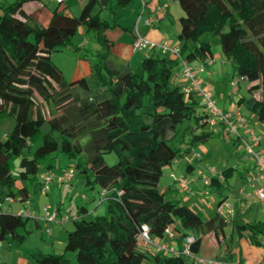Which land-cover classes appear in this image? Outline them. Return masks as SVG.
<instances>
[{
	"label": "trees",
	"instance_id": "16d2710c",
	"mask_svg": "<svg viewBox=\"0 0 264 264\" xmlns=\"http://www.w3.org/2000/svg\"><path fill=\"white\" fill-rule=\"evenodd\" d=\"M31 1L41 0H16L0 7V120H15L14 129L0 140V200L30 199L29 188L36 185L42 169L56 170L58 156L65 154L75 161L70 166L86 185L109 191V214L92 217L86 206L79 207L80 218L68 231L64 252L31 253L29 259L36 264H70L67 253L74 252L79 264H186L183 258L145 251L138 239L144 224L158 239L165 237L168 227L180 224L199 235L193 245L198 254L203 236L213 233L220 239L228 227L219 214L205 220L160 191L166 167L215 137L206 131L204 110L197 115L201 101L187 98L173 81L180 60L150 55L143 59L140 73L110 64L107 34L116 24L101 14L113 3L123 9L134 0H88L79 17L60 9V4L46 27L23 12ZM178 1L185 13L179 35L184 59L191 64L208 62L212 47L204 36L218 39L236 76L248 78L251 94L261 92V98H242L239 106L264 123V0ZM81 29L105 50L93 67L100 80L98 90L87 78L68 83L53 62V55L63 48L78 54L86 50L74 43ZM45 106L51 107L50 117ZM84 137L89 138L85 147L79 142ZM179 137L185 146H172ZM84 152L86 162L80 159ZM109 153L118 156L117 164H107L104 156ZM235 172L231 167L222 174L229 181ZM211 186L220 191L224 183L214 178ZM28 222L29 218L3 211L0 240L24 242L31 232L19 230ZM231 235L262 247L264 221L243 223L236 213Z\"/></svg>",
	"mask_w": 264,
	"mask_h": 264
},
{
	"label": "rangeland",
	"instance_id": "374dc122",
	"mask_svg": "<svg viewBox=\"0 0 264 264\" xmlns=\"http://www.w3.org/2000/svg\"><path fill=\"white\" fill-rule=\"evenodd\" d=\"M102 17L105 19V13L102 14ZM82 30V29H81ZM82 38L79 35L74 39V43L76 45L80 44V40ZM87 39L91 42V46H94L95 38L93 36H87ZM204 39L211 43L212 47V60L215 62L214 69L213 67H209L208 74L212 75L211 80L214 81V77L221 78L223 84H225L226 79L232 77L236 73V69L233 66V63L223 54L222 46L218 39L211 36H204ZM78 42V43H77ZM79 46V45H78ZM55 61L54 64H60L64 68L66 75H64L65 80L70 83L74 80H79L81 78H75V75H71V70L75 67L76 62L79 59V54L71 49L63 48L60 51L55 53ZM58 62V63H57ZM193 65V64H192ZM71 66V67H70ZM194 66V65H193ZM181 69V66L178 65L175 69L173 81L176 83L179 82L176 73ZM140 73L141 70L138 67L136 69ZM87 78V77H86ZM89 84L95 90H98V86L100 83L99 77L97 75H90L87 78ZM216 86H219L216 84ZM204 87V86H203ZM211 87L214 88V83L211 84ZM217 89V87H216ZM215 89V90H216ZM218 90V89H217ZM80 94V93H78ZM81 95V94H80ZM253 95H256L257 98H261V92H257ZM221 105V104H220ZM244 114L250 120L251 124L256 128L257 133L261 138L262 132H264V123L259 122L255 116L251 115L244 107H242ZM45 111L47 115L50 117L51 115V107L45 106ZM56 111V110H55ZM203 113V105H199L197 107V115H201ZM261 123V125H260ZM15 127V120L11 117H7L5 119L0 120V140H3L8 133H10ZM218 128V127H217ZM215 130V128H214ZM219 132V131H217ZM214 132L217 137L212 138L206 144H199L197 148L193 150V152L185 157L180 158L175 161L173 166L167 171H165L166 177L161 180L160 191L162 193H166L169 190V186L172 188L179 189V191L171 192L167 198L168 200L181 201L182 204L191 206L196 211L209 210L208 213L215 216L218 214V205L223 200L222 194L229 193L230 196L227 198L236 200L239 196V191L242 186V179L240 177V172H244L245 169H251V161L249 160V155L245 150V145L240 143L241 145H235L233 142H237L236 137L232 136L228 132L226 133L229 139L223 140L219 138V133ZM226 137V136H225ZM89 138L84 137L79 142L85 147L88 143ZM172 146L174 147H183L185 146L183 139L181 137L177 138L172 142ZM197 154L201 156L197 157ZM105 160L108 165L113 166L118 162V156L115 153L106 154ZM82 162H86L87 157L85 152L80 156ZM77 162V161H76ZM71 164H75V161H71L68 156L65 154H60L57 159V169L58 170H66L69 169ZM189 164H193L197 166L196 172L199 167L204 169L207 176L211 177V172L208 171L209 168H213L218 173H222L223 170L228 168H234L236 172L234 176L229 180H224V187L222 190H218L217 186L205 187L202 183L201 179L198 185L193 184V180L191 179L190 187L192 191L190 193L181 191L180 187L170 178V173L174 172L178 177L185 176L187 172V166ZM55 172V171H54ZM56 173V172H55ZM19 174V168L16 167L14 171V175L17 178ZM198 174V173H197ZM195 174L194 178L197 180L198 175ZM93 178V175H92ZM193 181V182H192ZM75 184H63L56 190H53L50 194L51 199L49 202H42L40 208H42V214L45 212L43 208L45 206H52L53 209H57L58 205L64 203L63 210L58 211L59 217H62V214H67L69 210L76 209L78 206H82L86 203H89L90 209H94L99 206V197L96 202L91 203L83 200V196H86L88 200H92L94 192L97 188L92 189L90 186L86 185L85 179L79 177L78 175L75 177ZM228 185L231 188L228 191ZM235 186V187H233ZM233 187V188H232ZM100 192V189H98ZM223 192V193H222ZM221 193V194H220ZM100 195V194H99ZM241 196V195H240ZM243 197L244 201L241 203H236V213L239 215V219L243 223H254L256 221H264V211H262L261 205L257 202V199L253 195L252 189L248 188L246 196ZM48 198V197H47ZM226 198V199H227ZM99 211H94L91 215L92 217L97 216H107L108 212V204L107 201L101 204ZM43 206V207H42ZM209 207V209H207ZM21 208V204L15 203L11 207V213L15 214ZM4 212H8L9 208H4ZM61 213V214H60ZM231 225L232 220L228 223V227L226 229L225 234L217 239L214 235V244L218 247V256L224 260L229 261L228 253L237 252L234 257V260L231 262L240 263L238 259L239 248L242 250L241 257L245 256L244 264H262L264 263V245L262 247L252 246L249 240L244 239L242 242L238 241V237L235 235H231ZM62 226L53 225L52 226V234L49 236L45 233V231L39 230L36 228L34 221L30 220L27 229H20V233H24L27 231H32V233L24 240V242L20 243L18 240H14L13 238H8L5 241L0 240V262L3 264H14L15 260L21 255L26 258L29 257L31 253L37 252H51L52 254H62L65 250V246H62V242L67 243V231L61 228ZM67 228H74V223L70 222L66 225ZM211 236H208L205 239L204 249L201 252V256L204 257H215L217 254L216 246L212 244ZM64 243V244H66ZM70 259L75 262L77 256L74 252L69 253ZM147 264H156L155 262L147 263ZM243 264V263H242Z\"/></svg>",
	"mask_w": 264,
	"mask_h": 264
},
{
	"label": "crops",
	"instance_id": "0c3cea01",
	"mask_svg": "<svg viewBox=\"0 0 264 264\" xmlns=\"http://www.w3.org/2000/svg\"><path fill=\"white\" fill-rule=\"evenodd\" d=\"M15 1L16 0H0V7L12 4ZM87 1L88 0H64L62 3H60L58 0L31 1V2L25 3L22 10L27 16L32 17L34 19V21L39 26L46 27L50 23V20L53 16V13L60 6V4H61L60 9L67 8L68 13H70L73 16L79 17L81 15L82 10H83L85 4L87 3ZM142 1L145 2L143 14H142V11H143ZM159 8H162L163 11L159 12ZM98 10H99V8H97L95 10V12H97ZM0 13H1V11H0ZM104 13H105V19L106 20H109L110 22L116 24V28L111 30L107 34V41H108V45H109V49H110V54H109L108 60H109L110 64L116 69H130L133 72L137 73L138 71L136 69L139 67L141 70V64H142V61L144 58H146L150 55H158L159 54L158 51H151V52L148 50L134 51L133 43H134V40L136 37L135 26H136L138 18L140 17L141 14H142V19L139 23V32L144 38H146L150 41L156 42V43H162L164 41H168L170 43V45H172V46H180V47L182 46V41L179 40V35L181 33V30H182L181 19L185 16V13H184V11H183L178 0H134L129 6L123 8V9L117 8L116 3H113L103 10L102 14H104ZM102 14H101V16H102ZM102 18L104 19V17H102ZM151 18L154 19V23L152 24V26H149V25H147L146 20L151 19ZM79 37H81L82 39L80 40V42H79L80 44H78V45L80 47L86 48V50H84L81 54H79V59L76 62L75 67L70 69L71 73H72L71 75H75L76 79L81 78V77H84V78L87 77L88 78V77H90V75H94L93 67L97 62V55L99 53L105 52V50H103L101 48V46L96 41L94 43V46H91V42L87 39V36L84 34L83 29L80 30ZM55 56H56V54L53 55L54 61H55ZM199 64H201V63H195L193 65L198 66ZM59 65L60 64H57V66L63 71L64 75H66L64 68H62V66H59ZM210 66L211 67L215 66V62L213 61V63L211 65L207 66L206 72H204L202 74L201 82H202V85L204 86L205 89L210 90L215 94V97L218 100V104H219L220 108H222L225 111L233 110L235 107L242 108V106H239V102L242 98H249L250 96L256 97V95H253V94L257 93L258 91L251 94L249 92V88L251 86L249 84V82H242L236 88H233L231 86L230 82L233 80V78H235L236 73L234 75H232V77L226 79L225 84H223V81H221V78H219V77H214V81L211 80L212 75L208 74V72H209L208 70H209ZM212 69H214V67ZM179 71L180 70H178V72L176 73L177 78L179 80V82L177 81L175 83L177 85H181V81H180L179 75H178ZM212 83H214V88L211 87ZM216 84H218L219 86H216ZM216 87L218 90L216 89ZM194 100H198L200 102V99H198L197 97H194ZM200 105H202L201 102H200ZM242 112H243V110H242ZM254 118H256V117H254ZM260 125H261V123H260ZM258 127L259 126H257L255 129H258ZM206 131L215 132L211 128V126H209V125L206 127ZM217 131H219V132H217ZM217 131L216 132L220 134L219 138H222L223 140L229 139V137L226 134L227 131L224 129L223 125L219 126ZM259 134H260V132H259ZM261 134L263 136L261 145H262V147H264V132H262ZM214 136L217 137L215 134H214ZM240 143H242L240 140L237 142L236 141L233 142V144H235L237 146L241 145ZM249 160L251 161V164H252L251 167H253L254 162L250 158H249ZM173 164L164 169V175H163L162 179L166 177L165 171L166 170L168 171L173 166ZM196 169H197V166H195L193 164H189L187 166V172H186L185 176L192 178V180L194 181V182L192 181L193 184L198 185L200 182L199 177H197V180L193 179L195 174H197ZM250 170L251 169L248 168V169H245L244 172H240V177L243 181H242V186H241L240 191H239V196L236 199L237 200L236 203H241L244 201L243 197H241V196H246L248 188L245 189L244 194H241L240 192H241V189L246 185V176ZM54 171L56 173H60L62 170L56 169ZM214 171H216V170H214ZM41 172L45 173V170L42 169ZM172 173H174V172L170 173V178H171ZM74 181L72 182L73 185L75 184ZM160 185H161V182H160ZM60 186L61 185L53 184L50 193H48L47 195H43L40 192L41 183L38 179L36 185H32L29 188V195L31 196V198L29 200L31 201V205H26L24 202L18 201L19 204H21V208L18 210V212L24 208H27L28 210L35 211L36 218H29V221L33 220L36 228L39 230L45 231V233L48 234L49 236L53 232H52V230H51V233L46 232L47 223L43 220L44 215L42 214V208H40V206H41L42 202H49L51 199V196H50L51 192L53 190H56ZM229 186L230 185H228V191L231 189ZM233 187H235V186H233ZM98 189L99 188L97 187L96 191L94 192L96 194V195H94V198L92 200H88L87 202H91L94 204V202L97 201L99 194H100ZM174 191L180 192L179 189L172 188L170 185L169 190H168V195ZM221 196H222V199L229 197L230 191H229V193H223ZM18 202H15V203H18ZM63 205H64V203H61V205H58L57 210L58 211L63 210ZM12 206H13V204L10 205L9 207L11 208ZM82 206H86V208H88L90 213L92 214L94 211H99V209L102 205L95 207V210L90 209L89 203H86ZM9 207H7V208H9ZM79 207H81V206H78L76 209L69 210L68 213H71L72 211H76L77 209H79ZM189 207H191V206H189ZM207 209H209V207H207ZM204 211L205 212H202L199 210L196 212H198L205 220H209L213 217L212 214L208 213L209 210L208 211L204 210ZM18 212H16V214H18ZM65 214H62V216H64ZM68 223H70V222L54 223L51 225V229H52L53 225L62 226L61 228L63 230L67 231V237H68V231L73 229V228L69 229L66 227V225ZM27 225H26L25 229H27ZM175 226L178 230H180L182 232L187 231V230H184V228L180 224H177ZM26 232H27V230H26ZM28 232L32 233V231H28ZM19 233H20V230H19ZM208 236H211L212 244L214 246H216L214 244V234L213 233H210L208 235L203 236L202 243H201V246L199 247V252H198V254L200 256H201L202 250L204 249L205 239ZM66 240H67V238H66ZM161 241L162 242H169L170 240H169L168 236H165L163 239H161ZM64 243H66V242L61 243L62 246L66 245ZM216 249H217V254L215 257H212V258H218L224 264H241V263L231 262L232 260L229 258L230 254L235 257L237 252L234 251V252H231L230 254L228 253L227 255H228L229 261L226 262L218 256L219 250H218L217 246H216ZM239 250H240V248H239ZM43 253L49 254L51 252H43ZM69 253H67V256L70 259ZM238 256H239V254H238ZM202 257L203 258H211V257H204V256H202ZM244 257L243 256L241 257L243 264L245 262ZM238 259L240 262L239 257H238ZM185 261H186L185 262L186 264H190V263H188V261L186 259H185ZM152 262H154V261H152ZM152 262H148V263H152ZM0 264H3V262L2 263L0 262ZM7 264H10V263L7 262ZM14 264H36V263L34 261L30 260L29 257L26 258L24 255L23 256L21 255V257H18L15 260ZM70 264H79V263H78L77 259L75 262H73L70 259Z\"/></svg>",
	"mask_w": 264,
	"mask_h": 264
},
{
	"label": "built area",
	"instance_id": "2783aa9c",
	"mask_svg": "<svg viewBox=\"0 0 264 264\" xmlns=\"http://www.w3.org/2000/svg\"><path fill=\"white\" fill-rule=\"evenodd\" d=\"M58 1L63 2L64 0ZM142 6L143 14L145 7L144 1H142ZM161 11H163V9L159 8V12ZM142 14L138 18L135 26L136 37L133 43L134 51H158L164 56L180 60L181 69L178 75L181 81V89L186 97L191 98L195 96L200 99L204 106L203 110L206 115L205 121L213 130L215 128V132L218 130L217 127L223 125L229 134L238 138L245 145V150L248 153L249 158L254 162V166L248 172L246 176V185L241 189L240 193L244 194L246 188L252 189L253 195L264 211V147L261 145V136L257 133L255 127L244 115L240 107H235L230 111L223 110L220 108L215 94L203 87L201 82L202 74L206 72L207 66L211 65L213 60L210 59L204 64L193 66L182 56L180 46H172L168 41L156 43L144 38L139 32V23L142 19ZM146 21L149 26H152L154 23V19L152 18L147 19ZM242 82H248V78L235 76L230 84L233 88H236ZM197 157L201 160L199 154H197ZM208 171L212 173L211 177L207 176L205 170L200 167L197 171L198 177L201 179L205 187H210L214 178H218L220 182L225 180L224 175L214 171L213 168H209ZM76 176L77 170L74 167H70L60 173H55L53 171L41 173L38 177L41 183L40 192L43 195H47L50 193L53 184L63 185L72 183ZM171 178L179 185L182 191L188 193L192 191V188L190 187L191 179L188 176L178 177L175 173H172ZM108 196L109 191L104 189L101 190L99 195V205L106 202ZM83 200L88 201V198L83 196ZM18 201H20V199H15L11 196H7L3 200H0V214L4 211V208H7ZM236 201L237 200L228 198L218 205V214L226 223H229L236 215ZM24 203L26 205H31L29 199L24 201ZM43 210L45 212L43 220L47 223V233H51V225L54 223L74 222L80 218L77 210L65 214L61 218H59L58 210L53 209L50 205L45 206ZM9 211H11L10 207ZM18 215L23 218H36L35 211L28 210L27 208L20 210ZM183 233H186L185 237H183ZM165 236L169 237V242H162L161 239L152 237L150 227L144 224L141 226L138 239L141 243V247L149 253L160 254L169 258H183L190 264H224L218 258H203L193 251V245L199 238V235L195 234L193 231L187 230L182 232L178 230L176 226H172L166 229Z\"/></svg>",
	"mask_w": 264,
	"mask_h": 264
}]
</instances>
